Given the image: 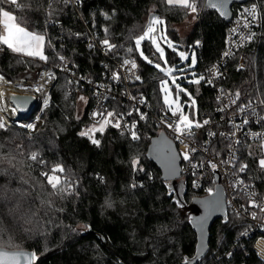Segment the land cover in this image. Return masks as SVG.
Returning a JSON list of instances; mask_svg holds the SVG:
<instances>
[{"label":"trees","instance_id":"16d2710c","mask_svg":"<svg viewBox=\"0 0 264 264\" xmlns=\"http://www.w3.org/2000/svg\"><path fill=\"white\" fill-rule=\"evenodd\" d=\"M250 2L260 8L258 34L233 55L221 83L226 93L240 91L244 99H259L264 98V0ZM196 3V20L182 34L179 24L191 12L169 6L165 0H18L19 7L0 2V8L11 11L18 24L45 37L48 57L43 61L0 45V74L12 81L20 77L34 80L46 63H60L59 55L70 62L58 72L50 103L41 114L44 123L36 132L14 125L0 129V247L33 251L34 264H185V258L190 264H264L253 249V237L240 243L250 222L230 208L226 220L222 216L211 223L203 252L197 255L200 238L185 206L202 196L186 178L185 206H177L165 166L149 152L159 137L156 125L146 124L136 141L128 130L108 127L99 146L79 135L90 124L93 104L91 88L82 78L99 80L128 56L134 55L140 62L143 81L135 89L144 92L153 106L164 105L160 90L164 75L154 67L159 53L151 41L142 43L144 54L153 61L149 64L134 44L151 13L164 21V36L175 42L176 50L165 46L169 65L181 62L180 50L189 54L195 50L193 70L197 75H205L218 61L231 20L206 7L208 0ZM92 34L98 43L108 39L115 49L87 47L84 41ZM190 61L189 56L184 64ZM183 85L196 100L190 108L192 117L199 121L208 118L212 127L225 124L211 85L206 81L199 85L184 81ZM81 95L87 97V103L78 115ZM181 100L187 101L188 96L182 93ZM116 104L122 105L121 101ZM228 142L217 136L211 150ZM261 143L243 140L237 156L238 162L248 166L246 180L264 195ZM33 152L38 154L35 161L30 159ZM134 157H139L138 168L143 171L133 170ZM57 165L64 168L57 173L62 181L59 187L71 185V191L54 190L42 175L51 174Z\"/></svg>","mask_w":264,"mask_h":264},{"label":"built area","instance_id":"2783aa9c","mask_svg":"<svg viewBox=\"0 0 264 264\" xmlns=\"http://www.w3.org/2000/svg\"><path fill=\"white\" fill-rule=\"evenodd\" d=\"M253 4L257 6V19L254 22H251L248 28H245L244 21L242 19V16L246 15L244 13V9H250ZM248 19L251 21V17H248ZM260 23V8L256 3L247 1L244 3L236 4L235 9H233V17L226 34L224 49L218 61L213 64L218 66L219 71L222 73V75L219 78L214 79L213 84L211 85L215 89L216 98L218 96H221V92L224 93V95L221 96V99L218 100V111L225 104L229 105V107H227L224 111H220L221 121L225 122V124L222 125L221 123H218V127H212V122L210 121V119L205 118L200 122H203L207 119L210 121V123L205 125L203 128L194 129V135L191 137V139L182 137V139H184V143H181L179 140H177L173 130L167 126L168 123H172L173 121H175L177 117L172 116L171 112L166 108L165 105L161 107L153 106L144 92L135 89L136 83H140L143 81V78L140 75V62L136 56L131 55L126 57L125 59L135 60L137 64L135 75L140 76L141 79L139 81L135 80L134 76H132L131 73L127 72L124 69H121V64L123 63V61L118 63L114 69L106 70L103 73L102 78L99 80L82 78V81H84L85 86H90L91 95L93 98V104L89 110L90 124L83 130L88 129L96 123V120H94L91 115L94 111H100L106 114V112L114 110L117 113L125 114L123 120L121 121V127L117 128L119 130L129 131L130 126L135 122V130L140 137L143 130H145V125L153 124L159 128V132L167 134L173 140L172 142L174 143L178 153L185 150V143H188L190 146L196 147L198 151L193 154V163L204 161V167L196 169L194 175V170L191 164L179 157V178L183 181H185L186 178H190L193 189L200 192L202 197L209 195L207 191L208 188H213L215 193L217 186H221L225 193L226 208H230L238 215L246 218L250 222L249 226L242 232L240 243H243L245 240L253 237V249L264 261V212L260 211L259 208H253L249 206L250 199H254L260 203H264V195L258 192L254 185L255 183L246 180L247 178L245 177V172L247 169H245L244 172L239 171V165H241L242 163L238 162L237 156V149L243 140L259 142L264 141V104L259 103V101L264 100V98L244 99L242 98V94L239 91L240 98L239 100H237V103L235 105H232L230 104V100L231 98H234V94L237 91L226 93L221 83L228 74V63L230 59L239 50L245 48L254 40V38L258 34ZM233 29H236V31L233 32ZM251 33H255L253 38L251 40L245 39V37H247ZM84 43L87 47H89V45L91 44L93 45L92 47L101 46L102 48H104L102 44L97 42L96 36L94 34L90 35L84 41ZM229 50L232 52V55L225 57L223 54ZM104 51H106L105 48ZM69 64L70 62L66 58L64 62L60 61V63L57 64L51 62L46 63L47 66L40 71L39 76L34 80L20 78L14 81L10 80L11 83H8L9 80L4 78V80L1 81V85H4L6 87L12 86L16 90H21L18 94H30L38 102L36 105H34L30 117L25 118L26 120L19 118L18 111H16L15 114H11L3 110V108H0V116L4 118L6 124L22 128L24 127L30 132L37 131L43 123L41 114L50 103V91L57 80L58 72L60 70L67 69ZM240 65H243L242 61L240 62ZM212 66L208 67L207 73L205 74L206 77H210L209 69H211ZM115 71L120 72L121 78L119 81L112 80V73ZM46 74H54L55 78L51 80L46 79V82L43 85L42 81H45V78L47 76ZM71 77L80 80V78L75 77L74 75H71ZM89 81H91V83H89ZM101 84L105 87L98 88L97 86ZM40 85L44 86L43 90L36 91L35 89ZM131 96L137 97V100L133 101L130 98ZM141 96L146 98V104L139 103V98ZM46 98L49 99V103L47 106L44 105V100ZM117 101H121V107L116 104ZM249 101L253 102V109L255 110V114L253 113V109H246L244 112L239 111L238 106L246 105ZM115 105H117L118 107ZM13 108L14 107H12V109ZM133 108H139L140 112L146 113V119L141 120L139 117V113L135 111L132 112L131 116L127 115V113ZM1 109L4 113L1 111ZM183 110L190 115L191 109L189 107H184ZM190 117L191 119L198 120L197 116L192 117L190 115ZM245 118H247L249 121V123L246 125L243 124V120ZM25 121H27L26 124L24 123ZM233 124L240 125L239 130L233 127ZM28 125H35V127L29 128L27 127ZM107 129L108 127L105 129V131ZM232 132H235V136L230 135ZM209 133H216V135L210 136ZM220 133H224L225 135L221 136ZM254 133H258L260 135H253ZM103 134L96 133L95 138L101 141ZM217 136L227 139L229 142L226 146H223L221 143L216 144L214 150H211L213 141ZM229 145H231V147H229ZM204 148H207L208 151H204ZM233 156L235 157L233 161L235 167H233L232 164L227 163L228 161L233 159ZM208 160H212L214 163L218 164V168L214 172L208 166ZM237 180H243L244 184L248 186L247 189L245 190L242 186L233 187V184H235ZM193 181H196L199 184V187H194ZM253 192L255 193V196H249L248 193ZM252 212L257 213L255 218H253V216L251 215Z\"/></svg>","mask_w":264,"mask_h":264},{"label":"snow or ice","instance_id":"6c2138e0","mask_svg":"<svg viewBox=\"0 0 264 264\" xmlns=\"http://www.w3.org/2000/svg\"><path fill=\"white\" fill-rule=\"evenodd\" d=\"M0 2H7L14 5L18 4V0H0ZM230 2V0H208V3L205 5L206 7H211L213 9H216L221 16H228L229 13L227 11V5ZM165 3L169 6H179L187 9L191 13H196L198 11L196 0H165ZM244 13L246 15L242 16V19L244 21V27L248 28L251 22H254L257 19V6L253 4L250 9L246 8L244 9ZM107 16V13L104 14ZM248 17H251V21L248 19ZM164 21L158 17V16H151L148 20V24L146 29L144 30L143 34L136 37L134 44H135V50L139 53L140 57L145 60L149 64H153V61L149 59L148 56L144 54V51L141 47L142 43L145 40L151 41V44L154 46L155 51L159 53L160 59L163 62V66L161 63L154 64V67L157 68L160 72L164 73L165 79H162L160 81V90L163 94V103L166 106V108L171 112L172 116L177 117L175 121L172 123H168L167 126L173 130L175 133L176 139L179 140L181 143H184V139L182 137H186L188 139H191V137L194 135V129L203 128L205 125L209 124V120H204L203 122H200L195 119H190L189 115L185 114L183 109L184 107L194 108L196 101L195 98L192 97L191 93L188 92L186 88H182L179 83H177L180 79H187V73L190 72L191 69H194L197 60L195 57V54L193 53L191 55V63L187 64L183 67H177V66H170L168 65L164 49L161 47L160 40H163L169 48H172L173 50H176V46L166 38V36H161L160 32L158 31L157 26L163 25ZM0 45L7 46L8 49H10L12 52L15 53H23L26 56L29 57H38L40 60L47 61L48 57L44 54L43 48H44V41L45 37L43 35H37L35 33H31L26 31L24 28L20 27L19 24L16 22V17L13 16L10 12L3 10L0 8ZM105 33H107V29L104 30ZM236 29H233V32H235ZM255 33L249 34L245 39L251 40ZM102 46H104L106 51H112L115 49L116 45L110 43L108 39H104L100 42ZM197 45H199V42H197ZM93 45H89V47H92ZM128 52H132L133 49L129 48L127 49ZM178 55L182 62L187 61L189 59V54L186 52H178ZM225 57L232 55V52L226 51L223 54ZM58 59L62 62L65 61L64 56H58ZM121 69L126 70L127 72L131 73L132 76H134L135 80L139 81L141 78L138 75H135V70L137 69V64L135 60H123V63L121 64ZM175 73H180V75H176ZM210 77H206L203 74L197 75L194 71L191 72V75L194 77L193 79L188 80V83L199 85L202 81H206L207 84L212 85L213 80L216 78H219L222 73L219 71L218 66L213 65L211 69H209ZM47 79L51 80L54 79V74H46ZM120 72L115 71L112 73V80L113 81H119L120 80ZM4 77L0 75V81H3ZM8 83H11L8 81ZM69 83H72V81H69ZM77 83H79L77 81ZM91 83V81H89ZM43 85H40L38 88H36V91H42ZM98 88H104V85H98ZM173 87L175 88V94L173 95ZM184 94L188 96V101L181 102V94ZM224 93L221 92V96H223ZM4 93L3 91H0V99H3ZM221 96L217 97V100L221 99ZM67 98V97H66ZM133 101L137 100V97L131 96L130 97ZM240 98V93L237 91L234 94V98H231L230 104L235 105L237 103V100ZM13 100L21 99L23 102L27 101V97L24 98H17L15 94L12 96ZM78 99L80 101H83L84 103H87V98L84 96H79ZM49 103V99L44 100V105L47 106ZM140 104H146V98L141 96L139 98ZM260 104H264V100L259 101ZM20 105L18 104L17 107L13 108L12 111L16 112L19 109ZM227 107H229L228 104H225L223 107L219 109V111H224ZM240 112H244L246 109H253V102L249 101L246 105H239L238 106ZM135 111L139 113V117L141 120L146 119V113L140 112L139 108H133L131 111L127 113V115L131 116L132 112ZM253 113L255 114V110L253 109ZM92 117L94 120H96V123L93 124L91 127H89L86 130H82L79 135L82 137H87L92 144L99 146L101 141L99 139L95 138L96 133L103 134L105 129L109 126L120 128L121 127V121L124 118V113H117L116 111H108L106 114L104 112L100 111H94L92 114ZM99 118V119H97ZM77 119H79V116H77ZM249 121L247 118L243 120V124H248ZM29 128H34L35 125H28ZM127 127V126H126ZM233 127H235L237 130H239L240 125L233 124ZM7 128V124L2 116H0V129ZM136 129V123L134 122L130 128V136L133 141L139 140L140 137L137 133ZM210 136H215L216 133H209ZM221 136H224V133H220ZM231 136H235V132H232L230 134ZM253 135H260L258 133H254ZM238 143V141H237ZM168 147V153H167V159L169 160L170 164L174 165L175 160L177 159V156L181 157L183 160L188 161L194 172L198 168L204 167V161H200L199 163H193V154L198 151L196 147L190 146L188 143H185V150L180 153H175L172 151L170 142L167 145ZM231 147V145H229ZM204 151H208L207 148H204ZM218 155V153H217ZM30 159L35 161L38 159V154L33 152L30 156ZM235 157L233 156V159L228 161L227 163L232 164L233 167H235V164L233 163ZM11 162V161H9ZM43 163V161H40ZM223 163V162H222ZM140 164L139 157H134L132 159V167L133 170H139L143 171L142 167L138 168V165ZM208 166L213 170V172L218 168V164L214 163L212 160L207 161ZM259 166L264 169V158H261L259 160ZM248 166L246 164L239 165V171L244 172L245 169ZM173 174H175L176 169L172 168ZM64 168L60 165H57L53 167L51 174L49 173H42L47 179L48 184L54 189L58 191H71L72 186L69 185L67 189L60 188L61 185V177L57 175V173H63ZM102 179V178H101ZM194 187H199V184L196 181H193ZM242 186L245 190L247 189V185L244 184L243 180H237L235 184H233V187ZM133 188L137 187L136 184L132 185ZM210 196L213 195L214 189L208 188L207 189ZM249 196H255V193H248ZM223 193L221 189H216L215 192V198L211 202L213 210L214 211H221L224 207V201H223ZM50 203V202H49ZM178 207H183V204L177 200L176 201ZM249 206L253 208H259L260 211L264 212V203H260L257 200L250 199L249 200ZM251 215L253 218L256 217L257 213L252 212ZM209 216L205 215L204 217H201L198 221L199 227L203 231L204 226L206 225L208 221ZM227 217L225 216V220ZM23 254L16 253L11 254L3 249H0V264H21V258ZM37 259L35 253H32L30 255H24L23 261L24 264H33V262ZM185 264H190L187 258H185Z\"/></svg>","mask_w":264,"mask_h":264},{"label":"water","instance_id":"95a60500","mask_svg":"<svg viewBox=\"0 0 264 264\" xmlns=\"http://www.w3.org/2000/svg\"><path fill=\"white\" fill-rule=\"evenodd\" d=\"M247 1H250V0H230V2L228 3L227 5V11L229 13L228 16H221L219 14V12L214 9L218 15L227 20V21H230L233 17V6L235 4H238V3H244V2H247ZM151 16H158L157 13H151L148 17V20ZM159 17V16H158ZM12 96L10 97V100L13 104V107H17V105L19 104L20 107L19 109L17 110L18 113H19V118L20 119H25V118H28L30 117L32 111H33V107L34 105H36L38 102L37 100H35L33 98L32 95L30 94H15V96L17 98H24V97H27V101L26 102H23L21 99H17V100H13L12 99ZM15 121V120H13ZM161 137H158V138H155V140L153 141L152 143V147L150 149V154L157 160L160 162V164L163 166H165V171L167 173V175L169 177L171 176H174L173 174V171H172V168L174 167L175 168V164H176V172L175 174L177 175L178 171H179V167H178V163L180 164V159H179V156H177V159L175 160V163L174 165L170 168L168 167V163L165 162V154H164V151H165V148L163 146V143L161 142ZM171 148H172V151L177 153V150H176V147L175 145L171 144ZM168 149V147H167ZM166 175V176H167ZM171 187V186H170ZM184 187H185V184L182 182L181 186H179L178 190H172L173 192H175V197L177 198L178 194H181L182 195V200H183V195H184ZM217 189H221L222 190V193H223V201H224V207H223V210L221 211H214L213 210V207H212V204L211 202L214 200L215 198V193H213L212 196L210 195H207V196H204V197H197L195 198L192 203H190L188 206H185V208H188L189 210L193 209L195 210V215L192 217L190 211V215H191V220L192 222L194 223L197 231H198V236L200 238V242H199V245H198V254H200V252H203V247L202 246H205L206 244V239H207V230L209 228V226L211 225V223L219 218V217H222V216H225L227 214V208H226V201H225V193H224V190L221 186H217ZM216 192V191H215ZM184 202V201H183ZM205 215H208L209 218H208V221L206 223V225L204 226V229L203 231L201 230V228L199 227V224H198V221L201 217H204ZM0 249H3L11 254H16V253H20V254H23L22 255V258H21V264H24V261H23V256L24 255H30L32 253H34L33 251H30V250H25V249H16V250H12V249H7V248H4V247H0ZM35 263V261L33 262V264Z\"/></svg>","mask_w":264,"mask_h":264},{"label":"rangeland","instance_id":"374dc122","mask_svg":"<svg viewBox=\"0 0 264 264\" xmlns=\"http://www.w3.org/2000/svg\"><path fill=\"white\" fill-rule=\"evenodd\" d=\"M195 20H196V13H191L188 17H186V19L181 23V24H179V31L182 33V34H186L187 32H189V30H190V28L193 26V23L195 22ZM157 28H158V31L160 32V35L161 36H164V28H163V25H158L157 26ZM167 38V37H166ZM168 39V38H167ZM169 40V39H168ZM174 45H175V42H173L172 40H170ZM160 44H161V47L164 49V52H165V56H166V59H167V55H166V51H165V46H167V44L163 41V40H160ZM168 47V46H167ZM44 51V50H43ZM180 52H186V53H188L189 54V52L188 51H185V50H180ZM195 54V57H196V53H195V50H193L192 51V53L191 54H189V56H190V60H191V55L192 54ZM159 59H160V56H159ZM167 62H168V60H167ZM185 62V61H184ZM184 62H180L179 64H177V65H175V66H177V67H183V66H185V65H187V64H184ZM156 63H161L162 64V66H163V62L161 61V59L160 60H158ZM190 63H191V61H190ZM189 63V64H190ZM169 65V64H168ZM170 66H172V65H170ZM195 72V70H193V69H191L190 70V72H188L186 75H187V79H180V80H178L177 81V83H179L180 85H181V87L182 88H185V85H183V83H184V81H188V80H190V79H193L194 77L191 75V72ZM163 75H164V73H162ZM176 75H180V73H175ZM2 75V74H1ZM4 78H6V77H4ZM20 78H23V77H20ZM20 78H18V79H20ZM166 77H165V75H164V78L163 79H165ZM7 80H9L8 78H6ZM10 81V80H9ZM172 91H173V95L175 94V88L173 87V89H172ZM82 96V95H81ZM162 96H163V94H162ZM85 97V96H84ZM87 98V97H86ZM162 101H163V98H162ZM181 102H182V100H181ZM183 103V102H182ZM85 105H86V103H84L83 101H78V115H80V114H82V111H83V109H84V107H85ZM184 111V110H183ZM184 113L185 114H187V115H189L186 111H184ZM189 117H190V115H189ZM42 118V117H41ZM190 119H191V117H190ZM26 120V119H25ZM42 121H43V118H42ZM26 122L27 121H25L24 123L26 124ZM28 122H29V119H28ZM43 123H44V121H43ZM43 123H42V125H43ZM41 125V126H42ZM40 126V127H41ZM39 127V128H40ZM24 128V127H23ZM38 128V129H39ZM30 132V131H29ZM36 132V131H35ZM159 137H165V135H164V133L163 132H160L159 133ZM182 198V195L181 194H178V196H177V200H179L183 205H185L184 204V202H183V200L181 199ZM186 209H188V208H186ZM189 210V209H188ZM190 211V213H191V215H192V217L195 215V210H193V209H191V210H189Z\"/></svg>","mask_w":264,"mask_h":264},{"label":"crops","instance_id":"0c3cea01","mask_svg":"<svg viewBox=\"0 0 264 264\" xmlns=\"http://www.w3.org/2000/svg\"><path fill=\"white\" fill-rule=\"evenodd\" d=\"M5 11H8V10H5ZM8 12H10L14 16V14L11 11H8ZM19 26L22 27V28H24L28 32L34 33L32 31L26 29L24 26H22L20 24H19ZM0 28H2V26H0ZM37 35H39V34H37ZM44 44H45V41H44ZM43 50H44V48H43ZM160 140L163 143V146L165 148V151H164V154H165V162L168 163L167 166L171 168L173 165L170 164L169 160L166 157H167V153H168L167 145H168L169 142H170V144H173V142L169 138H166V136L165 137H161ZM261 147L263 149V157L262 158H264V141L261 143ZM178 167L180 168V164L179 163H178ZM175 169H176V164H175ZM168 178H169L168 179L169 180V184L171 186L170 189H172V190L173 189L174 190H178L179 186H181L182 182H184L182 179L179 178V171H178L177 175L174 174V176H171V177L168 176Z\"/></svg>","mask_w":264,"mask_h":264},{"label":"bare ground","instance_id":"6f19581e","mask_svg":"<svg viewBox=\"0 0 264 264\" xmlns=\"http://www.w3.org/2000/svg\"><path fill=\"white\" fill-rule=\"evenodd\" d=\"M252 1V0H251ZM235 7V6H234ZM234 9V8H233ZM47 76L45 78V81H42L43 85L46 82ZM0 91H3L4 96L3 99H0V108H3L8 113L15 114V112L12 111L13 104L10 100L11 95L20 93L21 90H16L14 87H6L4 85H1L0 81ZM48 107V106H47ZM46 107V108H47ZM1 109V111L3 112ZM4 113V112H3ZM43 113V112H42ZM42 117V116H41Z\"/></svg>","mask_w":264,"mask_h":264},{"label":"flooded vegetation","instance_id":"af4514ba","mask_svg":"<svg viewBox=\"0 0 264 264\" xmlns=\"http://www.w3.org/2000/svg\"><path fill=\"white\" fill-rule=\"evenodd\" d=\"M173 145V144H172Z\"/></svg>","mask_w":264,"mask_h":264}]
</instances>
